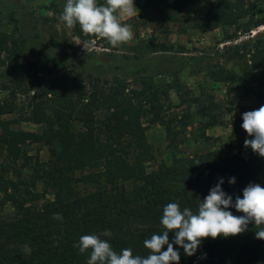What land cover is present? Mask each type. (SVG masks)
<instances>
[{
    "label": "trees",
    "instance_id": "1",
    "mask_svg": "<svg viewBox=\"0 0 264 264\" xmlns=\"http://www.w3.org/2000/svg\"><path fill=\"white\" fill-rule=\"evenodd\" d=\"M135 1L157 7L158 19L176 23L179 33L242 24V31L250 34L264 24L250 0ZM194 1L205 3L206 11L193 18L182 15ZM97 3L103 5L105 0ZM135 18L120 20L133 25ZM72 31L85 41L98 39L111 46L106 38L84 34L78 24ZM230 38L235 37L226 39ZM21 42L0 30V91L7 92L0 100V264H87L90 251L81 254L74 244L93 234L107 240L117 253L131 248L134 255L147 256L144 241L164 230L160 221L168 203L195 213L220 179L233 200L242 198L250 183L264 187V157L245 147L244 141L253 137L241 127L243 113L264 106V89L256 93L255 103L228 120L225 102L206 90L190 96L179 81L143 77L131 82L91 73L80 76L73 69L54 71L45 61L26 58ZM135 47L142 53L172 48L154 38L138 39ZM228 49L232 57L246 62V69L242 75L223 67L210 70L211 80L236 81L264 67V38L255 45L245 42ZM247 50L253 52L251 59ZM183 89L185 96L179 93ZM173 92L180 94L179 103ZM195 116L204 117L207 127L231 124L233 142L179 155ZM155 122L165 126L174 155L170 164L153 167L156 151L147 131ZM23 123L37 128L25 129ZM199 134L211 138L205 130ZM32 144L47 147L46 161L30 153ZM233 177L235 184H229ZM81 183L95 187L82 192ZM47 191L54 197L43 200ZM229 211L242 215L234 208ZM57 213L62 220L54 219ZM257 230L250 223L240 235L206 238L193 256L175 246L179 264H264V240L255 237ZM173 238L170 232V242Z\"/></svg>",
    "mask_w": 264,
    "mask_h": 264
},
{
    "label": "rangeland",
    "instance_id": "2",
    "mask_svg": "<svg viewBox=\"0 0 264 264\" xmlns=\"http://www.w3.org/2000/svg\"><path fill=\"white\" fill-rule=\"evenodd\" d=\"M256 5V18L264 17V0H250ZM67 0H0V30L11 37H18L26 58L49 63L57 69H73L78 75L89 73L102 79L120 77L131 82L150 77L165 83L181 82L190 91V96L199 95L202 90L213 93L217 99L225 102V115L228 120L237 117L241 108L256 102V93L264 89V67L252 69L248 75L238 80L227 79L215 82L210 78V70L230 69L242 75L247 67L245 61L228 54V47L236 44L255 45L258 39L264 38V24L250 31L243 32L242 24L216 28L210 32L189 29L185 33L177 31L174 22H163L158 19L159 9L135 1L137 17L131 29L133 39L117 47L106 46L98 39L85 41L78 37L61 20ZM207 5L194 1L182 11L186 17H197L203 14ZM121 20L128 17L120 16ZM145 18L147 20H145ZM234 36L235 38H226ZM154 38L172 46L170 50L142 53L135 44L138 39ZM87 42L84 47V43ZM232 51V50H231ZM247 58L253 52L247 50ZM248 63L251 65L252 61ZM248 64V65H249ZM180 94L185 96V90ZM180 94L173 92V99L180 102ZM7 92L0 91V100ZM178 108L177 110H179ZM204 117L195 116L190 126V137L178 148L179 155H193L208 152L219 145L231 144L235 133L231 124L207 127ZM25 129H36L37 126L23 123ZM149 140L154 144L156 158L152 166L161 163L170 164L174 153L168 147L165 126L155 122L148 126ZM206 131L211 138L201 137L199 132ZM30 153L39 155L42 161L48 159V149L41 144L30 145ZM95 185L81 183L82 192L93 190ZM42 190V186H39ZM43 200L54 196L47 191ZM6 210H11L9 206Z\"/></svg>",
    "mask_w": 264,
    "mask_h": 264
},
{
    "label": "clouds",
    "instance_id": "3",
    "mask_svg": "<svg viewBox=\"0 0 264 264\" xmlns=\"http://www.w3.org/2000/svg\"><path fill=\"white\" fill-rule=\"evenodd\" d=\"M117 13L128 18L137 15L134 0H105L103 5H98L97 0H67L61 20L70 29L78 24L84 34L106 38L117 47L133 39L131 25L122 24ZM83 43L85 47L87 42ZM242 119L241 127L253 137L244 141L245 147L264 157V106L243 113ZM228 182L235 184V178ZM223 183L220 179L203 200L199 199L195 213L188 207L181 209L178 203H168L160 221L164 230L144 241L149 250L147 256L134 255L131 248L117 253L107 240L94 234L81 236L74 247L81 254L90 251L87 264H179L180 252L175 246L182 248L186 256H193L204 239L240 235L250 223L258 229L255 237L264 240V187L250 183L244 188L243 197L233 200L223 191ZM230 208L242 215H234ZM54 219L62 220V216L54 214ZM170 232L174 234L171 242ZM165 246L167 250H163Z\"/></svg>",
    "mask_w": 264,
    "mask_h": 264
}]
</instances>
